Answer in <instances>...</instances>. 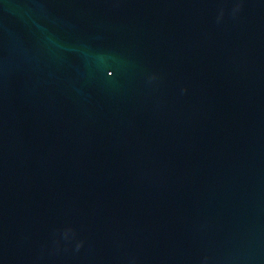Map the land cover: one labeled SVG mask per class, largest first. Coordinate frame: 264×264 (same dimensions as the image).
<instances>
[{"label": "water", "instance_id": "95a60500", "mask_svg": "<svg viewBox=\"0 0 264 264\" xmlns=\"http://www.w3.org/2000/svg\"><path fill=\"white\" fill-rule=\"evenodd\" d=\"M0 264H264V0H0Z\"/></svg>", "mask_w": 264, "mask_h": 264}]
</instances>
